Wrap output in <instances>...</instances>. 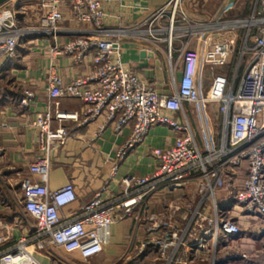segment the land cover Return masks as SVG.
Wrapping results in <instances>:
<instances>
[{"label": "built area", "instance_id": "built-area-1", "mask_svg": "<svg viewBox=\"0 0 264 264\" xmlns=\"http://www.w3.org/2000/svg\"><path fill=\"white\" fill-rule=\"evenodd\" d=\"M15 1L0 8V59H12L20 41L36 33L53 40L54 57L66 58L73 66L85 69L69 83L51 73L46 89L51 102L44 110H34L37 155L29 166L32 175L47 179L59 148L72 138L74 131L92 126H96L95 139L107 130L121 136L131 129L129 139L118 153L120 162L145 144L155 127L171 128L175 142L152 151L155 170L150 176L129 175L116 184L118 165L114 163L108 182L71 219H67L64 210L77 201L72 184L50 191L45 185L24 183L21 209L35 223L33 236L22 235L13 249L0 252V264H42L29 251L32 245L39 251L50 249L51 252L53 248L90 261L110 245L113 225L125 218L146 226V235L151 238L144 248L157 249L163 260L182 248L183 255L178 257L181 263L186 247L200 249L205 246L204 240L194 239L190 246L183 241L182 228L174 221L176 214L188 209L181 201H172L167 214H147V202L159 192L169 196L189 192L190 198L199 199V207L194 208L188 225L192 238L202 234L217 241L220 235L227 238L241 235V226L233 218L217 213L214 218H208L200 207L212 202L216 209L215 197L220 191L234 200L240 211L257 218L261 224L259 230L264 233V0H253L248 17L208 25L192 23L184 13L183 0H170L150 16L145 29L135 33L154 41L165 37L172 80L171 94L167 97H162L144 77L134 74L123 63V46L119 40L130 32L122 29L115 37L103 36L101 28L106 14L102 0H32L39 26L36 30L21 27L18 18L25 16L26 10L22 5L15 6ZM11 4L14 9L10 8ZM62 7L70 9L72 22L89 28L64 29L67 19ZM179 20L188 27L179 29ZM180 31L189 39L180 50L183 68L177 78L172 51ZM227 32L233 37L226 42L212 44L209 39L203 40L207 48L203 68L212 75L204 96L197 84L200 57L188 45L196 37L200 42L203 34ZM235 59L237 65L232 75L223 73ZM34 99L33 92H25L20 107L29 108ZM66 99L79 101L80 112L62 111L60 102ZM185 104L203 108L207 104L219 106L224 117L221 148L201 152L191 127L168 115L183 112ZM242 165L247 166L248 177L243 189L237 191L234 172ZM1 229L6 228H0V246L7 241ZM51 254L55 258L51 255L49 258L56 261L58 256Z\"/></svg>", "mask_w": 264, "mask_h": 264}, {"label": "crops", "instance_id": "crops-1", "mask_svg": "<svg viewBox=\"0 0 264 264\" xmlns=\"http://www.w3.org/2000/svg\"><path fill=\"white\" fill-rule=\"evenodd\" d=\"M106 14L102 26L104 37H115L114 34L124 29L130 33L120 38L123 46L122 61L134 74L144 77L150 85L162 96L171 94L170 62L168 44L165 37L161 41L148 40L135 33L144 30L146 20L170 0H102ZM183 0L182 7L188 19L198 25H208L213 22H223L248 17L253 0ZM16 4L25 7L26 15L18 20L24 29L36 30L38 24L36 12L32 9V0H16ZM230 7V8H229ZM61 11L67 22L64 29L82 30L81 26L70 20V9L62 7ZM121 24H125L122 27ZM179 29H185L188 24L179 20ZM173 44L172 64L177 68V78H180L183 60L180 55L182 46L189 39L186 33L180 31ZM233 36L230 33L203 34L190 42L189 49L198 52L200 57L197 84L201 94L206 96L212 81V75L203 68V56L206 46L203 40L209 39L212 44L226 42ZM66 42L65 39H60ZM195 41L192 47V42ZM53 40L41 37L36 33L20 41L15 56L12 59H0V228L1 235L7 241L0 246V252L13 249L22 235H33L35 225L32 219L22 213V186L24 183L45 185L48 190L56 191L72 184L77 194V201L64 210L67 219L80 214L81 208L90 202L95 194L108 182L112 176L114 163L118 165L115 183L118 184L125 176L146 177L155 170L153 150L163 149L175 142L171 128L158 126L152 129L148 140L142 146L129 152L121 162L118 153L125 146L131 135V129H126L121 136H116L110 130L105 131L99 139L93 134L96 126L74 131L70 138L56 153L50 175L47 179L32 175L29 166L37 155V132L33 127L34 110H44L50 104L47 86L51 73H56L65 83L82 75L85 69L73 66L68 59L54 57L52 54ZM225 73V72H223ZM33 92L35 99L29 108L20 107V100L25 92ZM82 106L77 100H62L60 109L64 112H80ZM182 125L188 124L194 132L198 149L210 152L219 149L224 139V117L219 112L217 104L184 105L183 112L168 114ZM248 177L246 165L234 172V184L241 191ZM114 190L118 188L114 184ZM216 209L212 202L203 203L200 207L208 218H214L216 213L225 218H233L242 229L236 238L220 235L215 241L211 237L199 234L190 236V224L194 208L199 207V199L188 194L177 193L169 196L159 192L152 196L146 204L147 214H167L172 201H181L187 206V211L176 214L175 224L180 226L183 241L190 246L194 239H203L205 246L186 247L187 252L178 263V257L183 255L182 248L171 253L163 260L157 249L144 244L151 237L146 235V226H140L133 218L118 221L112 227L110 245L102 254L90 260L93 264H264V233H261L257 218L238 209L234 200H229L224 191L216 193ZM190 209V210H189ZM192 210V211H191ZM31 220V221H30ZM35 247L34 245H32ZM56 261L50 258L34 255L42 264H76L81 260L78 255L68 256L63 252H55Z\"/></svg>", "mask_w": 264, "mask_h": 264}, {"label": "rangeland", "instance_id": "rangeland-1", "mask_svg": "<svg viewBox=\"0 0 264 264\" xmlns=\"http://www.w3.org/2000/svg\"><path fill=\"white\" fill-rule=\"evenodd\" d=\"M10 8L11 9H14L15 8V6L14 5H10ZM194 44H195V41H193L192 42V47L194 46ZM236 65H237V59H235L234 60V62L231 64V65H229V66H227V67H225V69H224V71H225V73H227V74H229V75H232V73H233V70L235 69V67H236ZM244 66V65H243ZM243 71V68H241V72ZM30 219V218H29ZM31 221V220H30ZM29 236V235H28ZM29 238H31L30 236H29ZM52 250H53V248H52ZM29 251L33 254V255H38V256H40V257H45V258H47L49 255H51V257L54 259L55 258V256L54 255H52L51 254V252H50V249H47V250H44V251H39V250H37L35 247H30L29 248ZM55 252H57L58 254H59V252L60 251H58V250H54ZM56 255V254H55ZM50 257V256H49ZM48 257V258H49ZM57 260V259H56ZM76 264H93V262L92 261H83V260H77V262H76Z\"/></svg>", "mask_w": 264, "mask_h": 264}, {"label": "water", "instance_id": "water-1", "mask_svg": "<svg viewBox=\"0 0 264 264\" xmlns=\"http://www.w3.org/2000/svg\"><path fill=\"white\" fill-rule=\"evenodd\" d=\"M12 0H0V8L5 4L9 3ZM236 0H231L230 4L232 5Z\"/></svg>", "mask_w": 264, "mask_h": 264}]
</instances>
